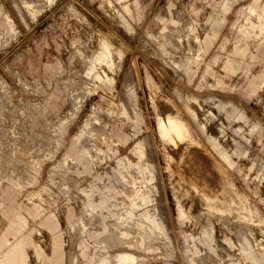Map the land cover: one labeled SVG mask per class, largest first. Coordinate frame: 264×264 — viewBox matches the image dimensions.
I'll return each mask as SVG.
<instances>
[{"label": "rangeland", "instance_id": "obj_1", "mask_svg": "<svg viewBox=\"0 0 264 264\" xmlns=\"http://www.w3.org/2000/svg\"><path fill=\"white\" fill-rule=\"evenodd\" d=\"M16 232L26 264H264V0H0Z\"/></svg>", "mask_w": 264, "mask_h": 264}, {"label": "bare ground", "instance_id": "obj_2", "mask_svg": "<svg viewBox=\"0 0 264 264\" xmlns=\"http://www.w3.org/2000/svg\"><path fill=\"white\" fill-rule=\"evenodd\" d=\"M208 30V29H207ZM210 30V29H209ZM206 32V31H205ZM211 32V31H210ZM207 33V32H206ZM210 34V33H209ZM103 48V47H102ZM103 50V49H102ZM113 65V64H112ZM99 67V66H98ZM103 67V66H102ZM102 69V68H100ZM104 69V68H103ZM107 69V68H106ZM194 104V103H193ZM158 106V111H163L165 110V108L160 104V102L157 103ZM197 106V105H196ZM191 107V106H190ZM192 108V107H191ZM195 108V107H194ZM197 108V107H196ZM199 110V109H198ZM167 112V111H166ZM172 112V111H171ZM160 115V114H159ZM167 117V124L168 126L171 127L172 129V134H174V136L177 137L178 141L180 142H184L185 137H184V129L178 125L177 123V118H175L173 115H171L170 113L167 112L166 114ZM167 126V127H168ZM172 142V141H171ZM183 163V162H182ZM186 164V163H185ZM185 167V169H183ZM188 170V171H187ZM181 173L184 176L185 180L187 181L188 185L189 183H194L196 182V185L199 181H203L205 183H209L211 180V176L209 175L208 171H205L203 168L199 169V173L194 175V173L192 172V164L191 163H187L186 165H184L181 168ZM193 185H190V187ZM198 187V186H197ZM195 187V185L192 187V189L196 192H199V189ZM202 189V187L200 188ZM204 190V189H203ZM196 194V193H195ZM201 194V192H200ZM203 195V194H202ZM209 196V195H207ZM209 199V198H208ZM207 199V200H208ZM210 200V199H209Z\"/></svg>", "mask_w": 264, "mask_h": 264}, {"label": "crops", "instance_id": "obj_3", "mask_svg": "<svg viewBox=\"0 0 264 264\" xmlns=\"http://www.w3.org/2000/svg\"><path fill=\"white\" fill-rule=\"evenodd\" d=\"M18 233L15 235L16 243L12 245L6 234H0V264H26L23 245L32 238V235L18 237Z\"/></svg>", "mask_w": 264, "mask_h": 264}]
</instances>
